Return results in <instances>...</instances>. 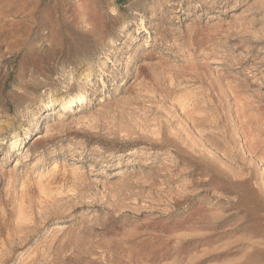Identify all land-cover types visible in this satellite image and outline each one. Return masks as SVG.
Masks as SVG:
<instances>
[{
	"label": "rangeland",
	"instance_id": "374dc122",
	"mask_svg": "<svg viewBox=\"0 0 264 264\" xmlns=\"http://www.w3.org/2000/svg\"><path fill=\"white\" fill-rule=\"evenodd\" d=\"M0 264H264V0H0Z\"/></svg>",
	"mask_w": 264,
	"mask_h": 264
},
{
	"label": "bare ground",
	"instance_id": "6f19581e",
	"mask_svg": "<svg viewBox=\"0 0 264 264\" xmlns=\"http://www.w3.org/2000/svg\"><path fill=\"white\" fill-rule=\"evenodd\" d=\"M85 102V94L82 93V94H79V95H70L68 97H66L64 99V103H63V106L62 108L64 110L66 109H69V108H72L73 106H81L83 105ZM17 145V142L16 143H13V147H16Z\"/></svg>",
	"mask_w": 264,
	"mask_h": 264
}]
</instances>
